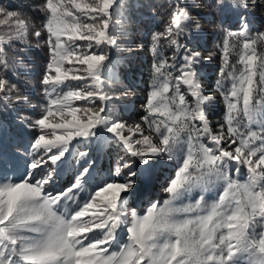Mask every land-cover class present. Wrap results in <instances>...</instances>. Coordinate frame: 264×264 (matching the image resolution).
<instances>
[{"label": "snow or ice", "instance_id": "snow-or-ice-1", "mask_svg": "<svg viewBox=\"0 0 264 264\" xmlns=\"http://www.w3.org/2000/svg\"><path fill=\"white\" fill-rule=\"evenodd\" d=\"M201 6L167 4L151 37L145 114L129 123L113 108L133 92L114 80L110 50L145 45L121 48L118 0H34L28 11L0 0V112L15 113L28 138L0 148V264H264L260 5L209 0L236 17L216 49L215 87L202 75L213 53L201 50ZM33 49L46 53L36 94L13 80L33 71ZM157 191L165 198L141 207Z\"/></svg>", "mask_w": 264, "mask_h": 264}, {"label": "trees", "instance_id": "trees-1", "mask_svg": "<svg viewBox=\"0 0 264 264\" xmlns=\"http://www.w3.org/2000/svg\"><path fill=\"white\" fill-rule=\"evenodd\" d=\"M119 10H113V22L115 31L121 35V48L131 45L136 48L137 45L143 43L145 45L143 50H137L135 54L122 53L117 48L110 50L112 59V70L114 80L125 86H130L133 95L128 100H120L113 102V108L116 114L123 120L129 123H138L145 114L144 102L147 93L152 87V56L149 51L152 34L163 29L167 16L166 6L170 0H118ZM182 2L191 3V0H182ZM209 0H197L201 7L193 9V15L196 12L200 13L199 22L203 27V38L200 41L201 50L213 53V59L202 70V75L205 79L206 85L211 83L215 87V81L218 78V67L221 60L216 55V49L220 44L224 30L230 25L235 24V14L225 9L221 11L218 8L207 7ZM34 0H3L4 6H11L13 10L23 9L28 11L33 5ZM259 7L253 8L252 24L254 28H262L264 26V0H257ZM119 20L120 24H115ZM167 51V49H166ZM168 55H171L168 52ZM26 61H30L33 66V71L29 75L13 76V80H18L22 88H27L28 91L36 94L35 85L39 78L40 68L43 66L46 53L43 50L33 49L32 51H25ZM232 60L235 63L237 56L234 54ZM239 67V65H237ZM115 86V85H114ZM224 108L223 99L216 105V112L218 115L212 117L213 123L222 119L223 113L220 111ZM19 133L15 113H8L7 111L0 112V148L5 151L13 149L17 143L22 140L26 142L28 138H22ZM112 159L115 158V153L112 154ZM109 157L101 156L97 161V168L103 167V172H107ZM177 167L176 162L163 165L165 169L160 178V183L166 182L173 170ZM72 169L66 167L64 170L65 178H70ZM101 173V175H102ZM154 195L157 199L165 198V194L157 191L146 196L141 207L146 208L150 196ZM123 235V233L121 234Z\"/></svg>", "mask_w": 264, "mask_h": 264}, {"label": "rangeland", "instance_id": "rangeland-1", "mask_svg": "<svg viewBox=\"0 0 264 264\" xmlns=\"http://www.w3.org/2000/svg\"><path fill=\"white\" fill-rule=\"evenodd\" d=\"M27 89V88H26ZM28 90V89H27ZM104 174H106V173H102V175H104Z\"/></svg>", "mask_w": 264, "mask_h": 264}]
</instances>
